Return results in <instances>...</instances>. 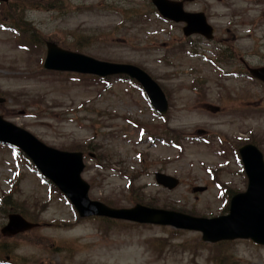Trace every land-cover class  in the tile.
<instances>
[{
	"label": "rangeland",
	"instance_id": "374dc122",
	"mask_svg": "<svg viewBox=\"0 0 264 264\" xmlns=\"http://www.w3.org/2000/svg\"><path fill=\"white\" fill-rule=\"evenodd\" d=\"M184 8L204 12L212 40L184 37L181 24L160 19L146 0L0 2V23L17 30L0 27V114L48 146L81 151L92 200L226 214L227 191L246 188L239 147L246 141L264 156V85L244 66L264 65V0H193ZM28 27L63 48L141 67L162 88L166 114L126 80L103 85L45 70V46ZM155 172L179 184L169 190ZM11 212L38 226L0 234V264H264V246L248 240L216 244L168 225L79 217L0 144V228Z\"/></svg>",
	"mask_w": 264,
	"mask_h": 264
},
{
	"label": "water",
	"instance_id": "95a60500",
	"mask_svg": "<svg viewBox=\"0 0 264 264\" xmlns=\"http://www.w3.org/2000/svg\"><path fill=\"white\" fill-rule=\"evenodd\" d=\"M157 6H173L166 0H157ZM167 10V9H166ZM192 25L207 32L209 28L201 14H194ZM44 66L58 70L91 72L99 75L127 73L136 76L148 91L158 110L164 112L166 102L160 88L144 72L126 64L98 61L88 56L63 50L54 43H47ZM251 74L264 82V67L250 70ZM0 139L20 146L39 167L72 201L81 216L96 214L123 218L137 222L170 224L177 228L200 230L204 240L217 241L235 237H250L264 244V163L255 147L241 148L244 168L248 178L245 192L236 194L230 202L229 214L212 219L156 208L136 205L128 209L110 208L87 196L88 184L80 178L83 169L80 153H68L50 148L37 140L29 132L2 119L0 116ZM254 152L255 157H247ZM254 165H252V164ZM156 180L172 188L177 180L163 174H156ZM29 223L18 214H10L9 222L1 229L5 235L31 229Z\"/></svg>",
	"mask_w": 264,
	"mask_h": 264
},
{
	"label": "trees",
	"instance_id": "16d2710c",
	"mask_svg": "<svg viewBox=\"0 0 264 264\" xmlns=\"http://www.w3.org/2000/svg\"><path fill=\"white\" fill-rule=\"evenodd\" d=\"M28 28H29V27H28ZM29 30L32 31L33 29L29 28ZM29 37L36 39V38L34 37L33 34H31V36H29ZM29 37H28V38H29Z\"/></svg>",
	"mask_w": 264,
	"mask_h": 264
}]
</instances>
